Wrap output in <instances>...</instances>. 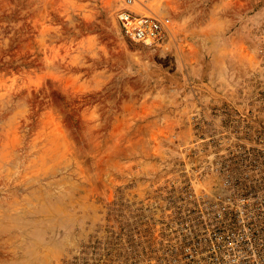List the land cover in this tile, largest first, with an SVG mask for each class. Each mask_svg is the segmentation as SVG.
<instances>
[{
  "label": "rangeland",
  "instance_id": "obj_1",
  "mask_svg": "<svg viewBox=\"0 0 264 264\" xmlns=\"http://www.w3.org/2000/svg\"><path fill=\"white\" fill-rule=\"evenodd\" d=\"M0 0V264H143L173 195L264 180V0ZM134 258V262H133Z\"/></svg>",
  "mask_w": 264,
  "mask_h": 264
},
{
  "label": "built area",
  "instance_id": "obj_2",
  "mask_svg": "<svg viewBox=\"0 0 264 264\" xmlns=\"http://www.w3.org/2000/svg\"><path fill=\"white\" fill-rule=\"evenodd\" d=\"M132 3L117 13L125 35L163 42L169 21L136 13ZM216 190L172 196L157 238L145 243L143 264H264V180H219Z\"/></svg>",
  "mask_w": 264,
  "mask_h": 264
}]
</instances>
